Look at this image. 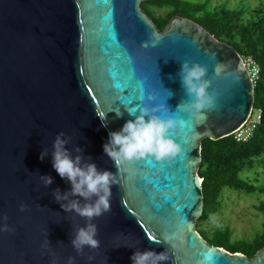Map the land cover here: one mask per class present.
<instances>
[{"label":"water","instance_id":"water-1","mask_svg":"<svg viewBox=\"0 0 264 264\" xmlns=\"http://www.w3.org/2000/svg\"><path fill=\"white\" fill-rule=\"evenodd\" d=\"M146 1L0 0V264H67L70 256L76 264H132L133 253L146 250L167 252L164 264H264V248L248 259L210 245L196 229L201 142L229 137L253 109L243 58L190 19L173 16L159 30L142 9ZM185 61L207 68L214 106L204 110L206 119L184 109L193 101L178 75ZM145 104L168 108L167 116L156 113L163 119L185 121L170 136L182 154L171 163H125L118 173L103 145L135 119L125 107ZM60 132L72 137L66 149L79 146L98 170L118 176L111 212L92 221L100 247H85L82 256L71 238L86 220L64 212L52 195L71 190L53 168ZM39 175L53 184L45 188Z\"/></svg>","mask_w":264,"mask_h":264},{"label":"clouds","instance_id":"clouds-1","mask_svg":"<svg viewBox=\"0 0 264 264\" xmlns=\"http://www.w3.org/2000/svg\"><path fill=\"white\" fill-rule=\"evenodd\" d=\"M147 47V44L144 45ZM215 72L220 73V66L217 65ZM181 78V84L185 89L186 95L193 98V101L184 106L189 116L203 120L206 119V109L214 106V98L207 92L209 80L207 76V68L198 63L185 61L181 65L178 74ZM171 93V92H170ZM172 95V93H171ZM155 97L148 96V100L152 101ZM181 107V105L179 106ZM130 116L135 117L134 120H128L119 131H112L108 134V141L103 145L104 153L115 163L118 173L121 166L125 163L140 161L154 158L158 163L168 162L177 158L182 154V148L170 136L182 131L185 121L182 119L167 118L163 119L156 113H163L167 116L169 109L164 105L157 107H149L147 104L137 106L129 110L125 107ZM137 111L139 114L137 115ZM117 118L122 116L120 110H115ZM100 117V116H99ZM101 118V117H100ZM104 127H107L106 116L101 118ZM72 140L71 136H66L64 132L56 135L52 145L51 153L53 168L61 179H66L71 184V190L61 193L57 188L52 195L57 203H60L64 212H74L81 218H85L84 227L76 226L74 234L71 238V246L78 256L84 254L85 247L97 250L100 247V241L96 239L98 234L97 225L92 223L95 218H99L106 213L111 212V187L118 184L117 175L109 171H100L95 163H91V157L85 158L83 149L75 146L71 151L66 149ZM72 152L76 155L73 157ZM49 155L46 148L40 154L43 161ZM39 180L45 188L53 184V178L49 175H39ZM83 198L84 203L80 199ZM95 197V199H93ZM27 206L20 205V211H26ZM7 216H3L6 221ZM4 231H10L5 223ZM63 244L62 242H58ZM50 248V242L47 239L45 245ZM94 259V257H89ZM132 264H164L169 257L167 252L155 253L153 251H136L130 257ZM210 259V257H206ZM67 264H76L75 257H69Z\"/></svg>","mask_w":264,"mask_h":264},{"label":"trees","instance_id":"trees-1","mask_svg":"<svg viewBox=\"0 0 264 264\" xmlns=\"http://www.w3.org/2000/svg\"><path fill=\"white\" fill-rule=\"evenodd\" d=\"M209 1L148 0L142 3L143 11L159 30H163L173 16L190 19L217 40L232 45L243 60L250 59L259 67L253 108L262 110V123L254 137L247 143H238L231 136L217 141L204 139L201 142L198 176L202 180L203 210L199 222L207 221L220 213L224 205L220 200L223 188L246 195L264 193L263 188L240 177L244 170L256 167H261L264 171V7L248 12L243 9H228L224 5L209 9ZM155 10L166 12L160 15ZM256 210L264 218V201L258 204ZM199 234L210 245L231 254H242L248 259H252L256 252L264 248V220L262 230L249 241L232 242L231 230L227 226H218L211 236L204 230L199 231Z\"/></svg>","mask_w":264,"mask_h":264},{"label":"rangeland","instance_id":"rangeland-1","mask_svg":"<svg viewBox=\"0 0 264 264\" xmlns=\"http://www.w3.org/2000/svg\"><path fill=\"white\" fill-rule=\"evenodd\" d=\"M202 1V0H186ZM224 5L228 9H243L245 12L251 9L264 7V0H210L208 8ZM156 14L164 15L166 10H155ZM248 17V13H246ZM256 109H253V117ZM256 173V174H255ZM240 177L256 187L264 189V171L261 167L244 170ZM220 200L223 201L222 209L219 214L211 219L196 223L197 231L204 230L212 235L218 226H227L231 230V241L251 240L256 233L262 230L263 216L256 210L258 204L264 201L263 194H251L223 188ZM198 231V232H199Z\"/></svg>","mask_w":264,"mask_h":264},{"label":"built area","instance_id":"built-area-1","mask_svg":"<svg viewBox=\"0 0 264 264\" xmlns=\"http://www.w3.org/2000/svg\"><path fill=\"white\" fill-rule=\"evenodd\" d=\"M243 63L254 89L258 79L259 67L250 59L243 60ZM253 109L250 112L247 120L230 135L238 143H247L248 141H250L254 137L255 132L261 126L262 110L257 109L256 115L255 117H253Z\"/></svg>","mask_w":264,"mask_h":264}]
</instances>
